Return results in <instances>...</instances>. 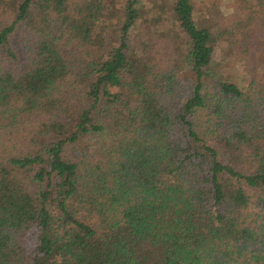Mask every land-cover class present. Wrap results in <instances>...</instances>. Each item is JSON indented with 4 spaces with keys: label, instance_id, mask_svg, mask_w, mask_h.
Returning a JSON list of instances; mask_svg holds the SVG:
<instances>
[{
    "label": "trees",
    "instance_id": "obj_1",
    "mask_svg": "<svg viewBox=\"0 0 264 264\" xmlns=\"http://www.w3.org/2000/svg\"><path fill=\"white\" fill-rule=\"evenodd\" d=\"M222 2L0 0V264H264V0Z\"/></svg>",
    "mask_w": 264,
    "mask_h": 264
},
{
    "label": "rangeland",
    "instance_id": "obj_2",
    "mask_svg": "<svg viewBox=\"0 0 264 264\" xmlns=\"http://www.w3.org/2000/svg\"><path fill=\"white\" fill-rule=\"evenodd\" d=\"M120 1V0H118ZM195 5L201 7L208 0H193ZM223 2L220 5L221 11L224 14H228L231 11V7L235 2L242 3L243 0H222ZM116 7H118V3H116ZM264 19V18H263ZM2 19L0 18V24L2 23ZM259 26L256 28L255 32V42L257 37H261L264 40V20L263 22L258 23ZM254 37L252 38V43L254 41ZM255 42L252 45L255 46ZM242 42L241 36H237V38H220L218 39L213 47L212 51V59L213 64L210 65L208 69L209 76H206L203 84V92L209 85L214 84V78L217 76L227 77L238 84H244L249 81L251 75L248 74L244 67H246L248 61L242 56ZM254 52V48L252 53ZM263 75V71L257 69V76L255 78H259V76ZM214 77V78H213ZM206 119H208V115L205 110H198L197 115L195 116V121L198 122L199 125H206Z\"/></svg>",
    "mask_w": 264,
    "mask_h": 264
}]
</instances>
